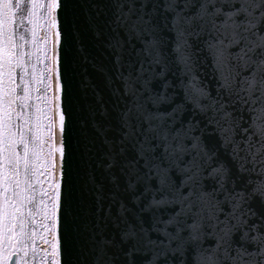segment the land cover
I'll list each match as a JSON object with an SVG mask.
<instances>
[{"label":"snow or ice","instance_id":"snow-or-ice-1","mask_svg":"<svg viewBox=\"0 0 264 264\" xmlns=\"http://www.w3.org/2000/svg\"><path fill=\"white\" fill-rule=\"evenodd\" d=\"M29 252L264 264V0H0V260Z\"/></svg>","mask_w":264,"mask_h":264},{"label":"rangeland","instance_id":"rangeland-1","mask_svg":"<svg viewBox=\"0 0 264 264\" xmlns=\"http://www.w3.org/2000/svg\"><path fill=\"white\" fill-rule=\"evenodd\" d=\"M38 34H39V35H42V32H40V33H38ZM33 62H34V61H33ZM37 219H39V217H38ZM39 230H40V229L37 227V231H39ZM36 247H37V248H43V247H47V246L43 244V241L38 240V241H37V244H36ZM21 255H23V253H21ZM35 258H36V262H37V264H40L41 256H40L39 254H37ZM31 261H32V260L27 261V264H32ZM45 264H48V262L45 261Z\"/></svg>","mask_w":264,"mask_h":264},{"label":"water","instance_id":"water-1","mask_svg":"<svg viewBox=\"0 0 264 264\" xmlns=\"http://www.w3.org/2000/svg\"><path fill=\"white\" fill-rule=\"evenodd\" d=\"M80 2L82 4H84L85 6H87L88 4H90L92 2V0H80ZM88 42V38H86V43ZM72 126V122L71 119L69 120V129H71ZM15 260V259H14ZM10 264H13V261H10Z\"/></svg>","mask_w":264,"mask_h":264},{"label":"trees","instance_id":"trees-1","mask_svg":"<svg viewBox=\"0 0 264 264\" xmlns=\"http://www.w3.org/2000/svg\"><path fill=\"white\" fill-rule=\"evenodd\" d=\"M29 260H32L31 263L33 264V256H32V254H31V252H29V254H28L27 257H26V261H29ZM35 264H37V262H36V258H35Z\"/></svg>","mask_w":264,"mask_h":264},{"label":"flooded vegetation","instance_id":"flooded-vegetation-1","mask_svg":"<svg viewBox=\"0 0 264 264\" xmlns=\"http://www.w3.org/2000/svg\"><path fill=\"white\" fill-rule=\"evenodd\" d=\"M16 258H17V257L14 255V256H13V260L16 259ZM13 260H10V261H13ZM10 261L5 262V261H3V260H0V264H10Z\"/></svg>","mask_w":264,"mask_h":264}]
</instances>
